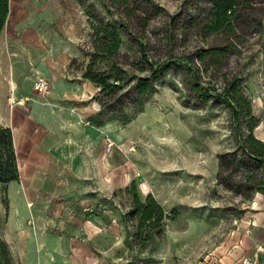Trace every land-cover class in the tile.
Segmentation results:
<instances>
[{"label": "rangeland", "instance_id": "rangeland-1", "mask_svg": "<svg viewBox=\"0 0 264 264\" xmlns=\"http://www.w3.org/2000/svg\"><path fill=\"white\" fill-rule=\"evenodd\" d=\"M58 1L78 39L69 85L55 88L56 109L81 127H106L113 140L121 133L127 147H57L59 163L22 170L0 188V240L14 264H264V173L241 150L249 135L264 146V0H252L244 34L217 66L201 57L227 40L201 39L192 26L205 18L207 0ZM94 16L120 33L114 60L93 65L123 72L113 94L83 79ZM64 20L51 27L61 31ZM145 61L163 72L152 78ZM139 79L152 81L153 95L135 93ZM234 83L230 106L223 92ZM68 128L61 125L66 135ZM131 183L141 201L151 195L174 216L142 251L144 235L135 238L128 217Z\"/></svg>", "mask_w": 264, "mask_h": 264}, {"label": "crops", "instance_id": "crops-1", "mask_svg": "<svg viewBox=\"0 0 264 264\" xmlns=\"http://www.w3.org/2000/svg\"><path fill=\"white\" fill-rule=\"evenodd\" d=\"M60 9L58 0H8L0 32V126L11 131L19 176L28 168L33 174L36 166L47 171L49 165L59 163L62 150L57 147H106L105 141L100 144L101 136L110 135L106 127H81L73 115L56 109L55 88L69 85L66 76L76 57L74 42L78 39L73 19ZM58 16L65 17L61 31L51 27ZM38 79L50 83V91L40 97L33 92ZM61 125L69 126L67 135ZM109 138L113 146L107 154L113 147H127L121 133L115 140ZM47 147L57 154L51 151V157ZM27 206L21 207L22 212L14 211L29 218Z\"/></svg>", "mask_w": 264, "mask_h": 264}, {"label": "trees", "instance_id": "trees-1", "mask_svg": "<svg viewBox=\"0 0 264 264\" xmlns=\"http://www.w3.org/2000/svg\"><path fill=\"white\" fill-rule=\"evenodd\" d=\"M207 4L208 10L205 18L200 22L195 21L192 26L201 39L216 36L227 40V46L224 48L208 49L201 57L203 63H206V60L210 59L211 61L207 65L217 66L220 62V57L224 56L229 47H233L234 40L239 35L244 34L246 17L252 10V0H207ZM7 14L8 0H0V32L4 27ZM92 20L91 31L94 54L92 55V62L86 68L83 79L97 86L100 92L113 94L119 89L124 75L123 72L116 65H113L107 70L97 73L93 70V65L98 60H114L121 48L120 33L116 27L99 20L95 16L92 17ZM145 65L149 67L152 78H156L163 72L162 67L154 69L147 61H145ZM134 90L139 97H148L153 95L154 87L152 81L139 79ZM223 93L224 100H227L226 102L230 106H233V101L237 95L236 83L230 84L227 89H224ZM239 100H242L240 102H244L243 99ZM136 107L141 108L142 104L138 102ZM238 143L241 145L240 141ZM241 150L264 173V146L255 140L252 135H249L248 145H242ZM18 178L11 131L8 128L0 126V186L5 187L11 182L18 181ZM130 186L132 205L128 212V217L136 219L134 227L135 238L137 239L141 235H144L139 245L135 243L139 247V250L142 251L146 247V242H149L153 236L161 235L165 221L174 219V216L170 214L166 215L162 207L151 195H147L145 200L141 201L137 196L134 184L131 183ZM256 191L263 192L260 189ZM3 205L5 208L7 207L6 199L3 200ZM0 264H14L8 247L2 240H0Z\"/></svg>", "mask_w": 264, "mask_h": 264}, {"label": "built area", "instance_id": "built-area-1", "mask_svg": "<svg viewBox=\"0 0 264 264\" xmlns=\"http://www.w3.org/2000/svg\"><path fill=\"white\" fill-rule=\"evenodd\" d=\"M33 90L39 93L40 95H46L49 92L50 88L46 81L39 80L34 84ZM104 141H105L106 149L107 151H109L113 146V142L108 136L104 138Z\"/></svg>", "mask_w": 264, "mask_h": 264}]
</instances>
